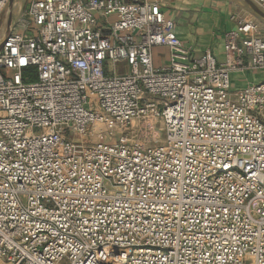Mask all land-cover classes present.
<instances>
[{
    "label": "built area",
    "instance_id": "built-area-1",
    "mask_svg": "<svg viewBox=\"0 0 264 264\" xmlns=\"http://www.w3.org/2000/svg\"><path fill=\"white\" fill-rule=\"evenodd\" d=\"M164 5L31 0L13 19L0 264H264V79L234 82L264 71L263 26L238 17L219 62Z\"/></svg>",
    "mask_w": 264,
    "mask_h": 264
},
{
    "label": "rangeland",
    "instance_id": "rangeland-1",
    "mask_svg": "<svg viewBox=\"0 0 264 264\" xmlns=\"http://www.w3.org/2000/svg\"><path fill=\"white\" fill-rule=\"evenodd\" d=\"M9 1L4 11L0 14V41L7 31V21L9 14H12L13 19L16 18L19 11L21 10L22 12L25 9L29 0H14L11 6L9 4ZM166 5L167 8L173 12V15L178 21V24L180 23L181 25L193 23L192 18L195 19V23H199L201 19L200 16L203 11L208 12L207 15L209 16V19H211L213 24L216 23V25L220 27L221 24H224L225 22L228 24L234 23V29L238 28V17H249L252 15L256 16L251 10H248V6L242 0H166ZM257 18L260 20L263 26L262 35L264 36V20L259 17ZM160 61H164L165 65L168 64L169 55L167 49L159 47L155 50V64L159 65ZM118 66L120 67L121 65ZM258 76V80L264 79V75ZM254 78L255 77H253L252 79ZM239 85L241 84H238V86ZM136 123L137 122H135V125ZM128 127L129 128L126 132L130 134L131 127ZM162 137L163 134L161 135V138Z\"/></svg>",
    "mask_w": 264,
    "mask_h": 264
},
{
    "label": "crops",
    "instance_id": "crops-1",
    "mask_svg": "<svg viewBox=\"0 0 264 264\" xmlns=\"http://www.w3.org/2000/svg\"><path fill=\"white\" fill-rule=\"evenodd\" d=\"M31 1V0H29ZM28 1V2H29ZM28 4V3H27ZM164 9L167 14L175 19L176 21V33L182 38L184 43L191 47L194 55H201L205 50H210L213 55H215L219 62L224 61V34L227 30L234 28L235 24L224 23L221 26H217L216 23H212L211 19L207 15L208 12L203 11L201 13V19L199 23L194 22V18H192L193 23L189 24H178L173 12L167 8L166 0ZM250 10V9H248ZM199 15V14H198ZM205 15V16H204ZM254 16V15H252ZM160 48H165L163 46H159ZM159 47L154 48V59H155V50ZM168 52V49H167ZM169 55V53H168ZM160 64L157 66L165 65L164 61H160ZM258 75H264V71L257 70L250 73H246L243 75H239L238 73L234 75V82L238 85L242 82L258 80ZM242 76V78H241ZM255 77L254 79H252ZM242 81V82H239ZM242 85V84H241Z\"/></svg>",
    "mask_w": 264,
    "mask_h": 264
},
{
    "label": "water",
    "instance_id": "water-1",
    "mask_svg": "<svg viewBox=\"0 0 264 264\" xmlns=\"http://www.w3.org/2000/svg\"><path fill=\"white\" fill-rule=\"evenodd\" d=\"M14 0H10L9 4L10 6L12 5ZM247 6L248 8L259 18H262L264 20V10H262L256 3H254L252 0H242ZM12 22H13V17L12 14H9L8 17V21H7V31H6V35H8L11 31V27H12ZM2 42L0 43V49L2 47Z\"/></svg>",
    "mask_w": 264,
    "mask_h": 264
}]
</instances>
